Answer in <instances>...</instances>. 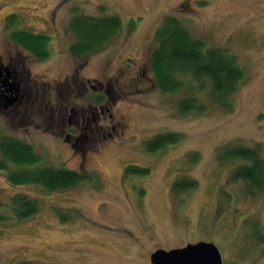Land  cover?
<instances>
[{"label": "rangeland", "instance_id": "obj_1", "mask_svg": "<svg viewBox=\"0 0 264 264\" xmlns=\"http://www.w3.org/2000/svg\"><path fill=\"white\" fill-rule=\"evenodd\" d=\"M11 14L17 18L13 25L7 23ZM77 15H114L121 24L99 48L74 54L76 35L69 25ZM167 15L206 48L233 56L242 78L221 104L208 80L179 73L183 86L163 91L155 79L142 77L141 87L119 93L114 112L124 114L126 134L105 140L80 168L61 132L47 125L42 95L53 103L62 95L59 101L84 104L87 93L73 86L65 99L55 82L76 64L77 80L90 78L106 89L127 56L154 77V34ZM15 30L48 36V55L27 51L10 37ZM7 55L24 60L39 100L14 117L0 114V132L31 144L42 164L90 177L48 191L39 184H12L0 169V264H152L150 254L158 249L199 241L214 243L223 264H264V187L253 192L234 180L232 172L245 162L224 157L229 147L242 144L257 147L264 158V0H0V58ZM190 97L201 110H180L179 101ZM166 133L180 140L149 153L146 141ZM129 165L148 171L128 173ZM179 182L194 186L174 187ZM18 194L37 200L34 215H14L9 200Z\"/></svg>", "mask_w": 264, "mask_h": 264}, {"label": "trees", "instance_id": "obj_2", "mask_svg": "<svg viewBox=\"0 0 264 264\" xmlns=\"http://www.w3.org/2000/svg\"><path fill=\"white\" fill-rule=\"evenodd\" d=\"M17 21L15 14L7 16V23ZM117 16L95 18L91 15H77L70 21V28L76 40L70 45L74 54L88 53L99 48L120 27ZM156 46L151 52V70L154 79L163 91L177 89L184 84L177 74H190L196 81L208 80L212 95L224 104L236 83L242 78L243 71L227 51L216 47L206 48L204 42L195 38L174 16L167 15L155 31ZM10 37L39 58L48 55V36L27 30L12 31ZM181 111L201 110L195 98H183L179 101ZM180 140L177 133L158 134L145 143L147 150L155 151ZM0 169L6 171V178L12 184H39L48 191L72 187L81 182L84 176L74 170L42 164L40 155L31 144L10 134L0 132ZM225 158L236 157L245 163L232 172L234 180L248 183L250 191L264 187V158L257 147L242 144L232 145L226 150ZM9 164L17 166L11 169ZM127 172L146 174L147 169L128 166ZM184 185L193 187L194 182L174 183V187ZM10 207L14 215L24 219L34 215L38 208L36 199L26 195H14L10 198Z\"/></svg>", "mask_w": 264, "mask_h": 264}, {"label": "flooded vegetation", "instance_id": "obj_3", "mask_svg": "<svg viewBox=\"0 0 264 264\" xmlns=\"http://www.w3.org/2000/svg\"><path fill=\"white\" fill-rule=\"evenodd\" d=\"M80 68L81 65L76 64L71 69L70 75L55 82L60 85L65 99L69 88L73 91V86L77 92L87 93L88 98L84 104L75 105L67 99L59 101L63 98L62 95L54 103L42 95V101L48 111L47 125L55 126L58 132H61V140L78 155V164L82 168L89 157L99 154V149L103 147L102 143H105V140L123 136L129 128L124 114L119 113L118 110L116 115L114 112L118 101H120L119 93L131 91L134 86H138L142 77L150 83H155V81L152 75H145V64L128 56L116 67L112 78L108 79V89L102 83H97L98 81L95 82L90 78H84L81 82L77 80ZM31 81L33 80L30 77L29 69L25 67L24 60L13 55L0 58V114L14 117L22 107H28L35 100H39V91H35V82ZM110 89L113 91L111 92ZM151 152L149 151V153ZM127 167L125 166L124 169ZM77 172L84 176L82 181L90 177L83 172ZM123 178L121 175L120 180Z\"/></svg>", "mask_w": 264, "mask_h": 264}, {"label": "water", "instance_id": "obj_4", "mask_svg": "<svg viewBox=\"0 0 264 264\" xmlns=\"http://www.w3.org/2000/svg\"><path fill=\"white\" fill-rule=\"evenodd\" d=\"M150 262L152 264H223L219 248L212 242L204 241L188 243L170 250L158 249L150 254Z\"/></svg>", "mask_w": 264, "mask_h": 264}]
</instances>
